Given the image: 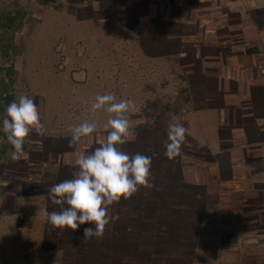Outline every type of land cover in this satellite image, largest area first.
I'll return each instance as SVG.
<instances>
[{"label":"crops","instance_id":"crops-1","mask_svg":"<svg viewBox=\"0 0 264 264\" xmlns=\"http://www.w3.org/2000/svg\"><path fill=\"white\" fill-rule=\"evenodd\" d=\"M150 7L153 17L146 18ZM183 8L188 9L182 20L174 17L168 31L159 30L165 27L161 14ZM0 21V85L10 93L9 100H0V179L12 180L0 187V228L16 219L20 231L38 211L45 221L46 212L60 210L51 204L48 188L73 179L79 155L106 139L111 129L105 125L115 114L91 106L97 95L114 94L117 102L135 104L124 114L130 135L121 147L129 155L152 158L154 187L141 186L131 198H121L110 206L113 215L139 220L144 228V220L177 217L175 206L191 222L210 217L239 224L205 228L201 235H264V0H233L229 8L223 0H0ZM140 26L154 28L149 40L137 33ZM105 28L110 33L100 34ZM145 75L180 77L161 88L158 78L145 84ZM22 95L37 104L45 135L30 133L26 155L13 161L3 119L7 106ZM210 111L216 116L211 120ZM84 122L95 123L94 133L69 147L71 129ZM170 123L186 128L182 155L172 161L165 156ZM195 138L202 141L192 146L188 141ZM191 154L207 157L198 165ZM195 172L200 179L193 185ZM207 191L215 194L207 197ZM244 203L248 206L241 212ZM241 219L254 221L243 226ZM40 221L34 224L38 229L43 224L46 234L48 227ZM124 228L121 224L118 230ZM128 231L137 234V226ZM241 245L229 242L225 250ZM220 250L209 248L211 262L222 258ZM260 257L264 264V253Z\"/></svg>","mask_w":264,"mask_h":264},{"label":"clouds","instance_id":"clouds-1","mask_svg":"<svg viewBox=\"0 0 264 264\" xmlns=\"http://www.w3.org/2000/svg\"><path fill=\"white\" fill-rule=\"evenodd\" d=\"M134 107L132 100L117 102L114 94L97 95L96 102L91 106L92 111L104 109L115 114L109 117L105 125L106 129L111 130L93 151L79 155L76 161L78 170L74 172L73 179L48 188L51 204L59 206L60 210L46 212V218L61 233L64 229L75 232L81 225L89 223L93 227L83 229L82 243L93 238L103 239L106 226L119 220L118 214L111 213L110 206L119 203L121 198H131L141 186L154 187L150 182L152 158L140 153L129 155L121 147L130 135V123L124 114ZM95 129V123L88 122L73 127L69 147H73L82 137L90 136ZM3 131L13 148L11 159L19 161L26 155L24 145L30 133L45 135V126L34 99L22 95L18 103L12 102L7 106ZM185 139L186 128L182 124L168 125L165 156L170 161L181 157ZM11 183V179H0V187L7 188Z\"/></svg>","mask_w":264,"mask_h":264},{"label":"trees","instance_id":"trees-1","mask_svg":"<svg viewBox=\"0 0 264 264\" xmlns=\"http://www.w3.org/2000/svg\"><path fill=\"white\" fill-rule=\"evenodd\" d=\"M151 3H148L147 5H150ZM133 9H135V6H133ZM188 8H183L179 11L176 12H172L169 13L168 10L165 11V13L160 15V18L163 19L162 22L164 24L165 27H160V31L165 32L166 30L168 31V27L166 26L167 23H171L173 24L172 21H174V17H178V20H182L184 17V13L185 10H187ZM148 11V10H147ZM163 10H161L162 13ZM149 16H147L146 18H152L153 17V11L151 9V7L149 8ZM145 18V19H146ZM166 19V20H165ZM141 28H136L137 33L138 34H142L145 38H147V40H149V37L152 35L153 33V29H151V27H146V26H140ZM192 33H194V28L191 30ZM127 34H130L131 32H125ZM196 33V32H195ZM9 95L8 94L7 98L4 99L5 101L9 100ZM191 157H195L194 158V163L195 164H202L203 161L206 159L207 156H195L193 154H191ZM195 167V166H194ZM219 173V172H218ZM199 172L198 173H194L195 176H192L194 178V181L192 182L193 185H196L195 182L199 181L200 178H196L197 176H199ZM219 177H223L224 179H229L228 176L226 174H216V176ZM213 191V190H212ZM214 192H209L207 191L205 193V195L208 197L210 195H214ZM245 206L241 207V212L245 211L248 203H244ZM66 206V205H65ZM231 207V204L229 206H227L226 208H224L225 210H227V208ZM180 208H177L174 206L173 210L177 211V214L174 212V215L177 216L175 218H170V219H148V220H144V224H148L147 227H142L141 225L138 226V222L139 220H135V219H127V220H118L117 222H115V228L114 230H112L110 232L109 236L107 237L109 246H111V252L108 256V252L104 250L99 251L98 248H96L94 245L91 244V242H87V243H82V239H83V234L82 237H78L76 239H69L67 237H57L56 242H58V239L60 241V247L58 250V254L61 257H72V258H79V259H83L84 260V264H120L119 262H116V260H121L123 258V255L121 254L122 252H127L130 251L131 249L135 250L136 254L135 257L133 258H129L128 262L130 263H135V264H140V261L142 260V258L146 257V258H153L154 254L153 251H167V252H171L172 250L174 251H179V252H183V248H182V243L185 241L191 242V248H189V250H191L190 252L192 253L191 257H184L183 254L181 253L180 256L178 258H180L179 264H207L206 263V259L202 260V256L204 257V254L206 250H200L199 246L201 245L200 243H205V244H210L209 248L212 249L214 247H219L223 244V238L227 237L229 238H235L236 241H228L229 242H233V244L235 245L236 242L238 241V243H241V247L237 248L235 247L234 250L232 251L231 254H222V258L220 260H218V263L223 262V263H230L231 262H236L238 260L239 263L241 264H252L253 260L256 259L258 261V263L260 262V264H262V261L258 259L259 256H261V254L263 253V248H264V242H262L264 240V235H225V234H217V235H201V233H203L204 229L206 228L208 232L210 231H216V230H222L219 227H234L236 228L239 224L235 223L234 218H230V219H219V218H211V221L213 222H209V220L203 222L201 220V222L199 223L198 221H193L189 219V218H185L184 214L181 210H179ZM231 212L233 211V209H230ZM235 212V211H234ZM203 213V212H202ZM222 213V212H220ZM204 214V213H203ZM183 215V216H182ZM212 215V213H211ZM182 216V217H181ZM19 220L21 217H18ZM22 221V220H21ZM46 227L50 226V224L48 223V220L46 219ZM199 223V224H197ZM239 223V222H238ZM121 224L127 225V229H119V226ZM197 224V225H196ZM85 228L86 227H93L90 226L89 223H85ZM190 225L192 227V229H190ZM243 225V224H242ZM246 225V224H244ZM83 226V225H81ZM136 226H137V231H136ZM52 228V227H51ZM133 228V229H131ZM219 228V229H217ZM247 229V228H246ZM69 231V233H71L70 229H66ZM128 230H133L136 231V233L131 234V232H129ZM186 230V231H184ZM223 230H225V228H223ZM106 231V230H105ZM143 231V233H141ZM177 232V233H173V234H169L168 232ZM190 232V233H189ZM64 233V232H63ZM132 235H134L132 237ZM105 236V235H104ZM185 236L188 238V240H185ZM208 236H213V240L211 243H209L208 240ZM122 237V238H119ZM190 237V238H189ZM119 239V240H118ZM241 239L242 242H239ZM244 240H246L244 242ZM226 241H224L225 243ZM254 243V244H252ZM106 244V245H107ZM100 245H102V243H100ZM170 245H173L175 248H171ZM70 248H67V247ZM87 246L90 248L88 249ZM243 246H245V248L241 249ZM93 247V249H92ZM252 247V248H251ZM256 247V249H254ZM262 247V248H259ZM65 251H67V253H65ZM80 253L77 256V253ZM222 253V252H221ZM189 254V253H188ZM255 254H258V256H254ZM151 255V256H150ZM105 257L112 259L108 260L107 259V263H105ZM125 257V256H124ZM167 257V256H166ZM170 259H175L173 256H169ZM155 259V258H154ZM154 259H151V261L155 264H160L162 263V261L158 260L155 261ZM167 259V258H166ZM110 261V263H109ZM89 262V263H88ZM171 261L169 260L168 264H170ZM217 263V264H218ZM122 264H126L124 262H122ZM209 264H215L213 262H210Z\"/></svg>","mask_w":264,"mask_h":264},{"label":"rangeland","instance_id":"rangeland-1","mask_svg":"<svg viewBox=\"0 0 264 264\" xmlns=\"http://www.w3.org/2000/svg\"><path fill=\"white\" fill-rule=\"evenodd\" d=\"M223 2H224V4H228V8L231 7L233 4V0H223ZM229 11L231 12V9ZM56 33H58V32L57 31L52 32V34H54V37H55ZM99 33L103 35V34H107L110 32H109V29L105 28V29L99 30ZM181 34L187 35L188 32H185L184 29H181ZM179 44L180 43L176 44V49L180 50L181 47ZM47 51L49 53V58L51 61L52 56H51L50 50L48 49ZM44 57L46 58V55H44ZM47 71H48V69H47ZM178 77H180V76H174L175 79L179 80ZM156 78H158L159 82H161V84H160L161 88H163L164 83H167L165 86V87H167L168 85H170L169 82L171 83V81L174 80V78L166 79L163 77V75H156ZM156 78L151 80V79H149V76L145 75L144 76L145 84L148 83L149 81L150 82L152 81V83L155 82ZM149 84H151V83H149ZM180 94H182V92ZM175 114L178 115L181 113L178 111H175ZM208 115H209L208 116L209 120H211V118L216 117L215 113L211 112V111L208 113ZM180 122H184V120H181ZM207 134H209V133H207ZM207 134H204L201 137L206 138ZM207 137H209V136H207ZM210 140H211L210 138H207L208 142ZM201 141H202L201 139L199 140L198 138L197 139L195 138V139L190 140L188 142H190V144L193 146L194 143L200 144ZM198 150H199V147H198ZM32 206H34L33 203H32ZM227 212H225V213H227ZM31 213H32V215H35V208L31 211ZM42 219H43L42 213L38 211V214L35 217V219L31 220L32 221L31 225L26 224V223H22V226H20V228H21L20 231H16V225H17L16 219L10 220L11 222L9 224H7L6 227L0 228V264H84V260L79 259L77 257L74 259L72 257H64L63 258V257L59 256L58 250H60L59 248L62 246H60L59 239H58V242H56V240H57V237L60 238V237H64V236L69 238V239H76L79 236L82 237L83 229L85 228V225L80 226L79 229L75 232H73L71 230V233H69V231L66 229L63 230L64 233L63 232L61 233L60 229H56L50 225V226H47L48 227L47 233L43 234L41 229L44 228L43 227L44 225L42 224V227L38 229L36 227L37 223L34 224V221L41 220L45 223V227H46L47 222H45L46 220L44 221ZM234 221L236 222V220H234ZM252 221H254V220H247V219L242 220L241 219L240 224L242 225L243 223L252 222ZM27 222H29V221L27 220ZM209 222H213V221H211L210 217H209ZM0 226H2V223L0 224ZM90 226H92V225L90 224ZM243 226H247V224L243 225ZM105 230L110 231L109 229H105ZM40 232H41V234H40ZM15 234H17V235L14 236ZM109 235L110 234H105L104 238L100 239V240L93 238L89 242H91V244L94 245L96 248H98L99 251H101V252H102V250L105 249V251L108 252V256H109V254L111 252V249H110L111 246H109V244H107L108 240L106 237ZM133 236L134 235H132V237ZM119 238H122V237H119ZM185 240H188V238L186 236H185ZM208 240H209V243H211L213 240V236H208ZM223 240L226 241L225 243L223 241V244L221 245L224 254H226V255L231 254L232 250L226 251L228 249L227 248L228 245H227V247L225 245H226V243L228 244V241L234 242V241H236V239L230 238V236H229V238L224 237ZM239 240H240L239 242H242L241 239H239ZM42 241L44 242V244L40 245ZM245 241L246 240H244V242ZM262 242H264V240ZM100 243H102V245H100ZM237 243H238V241H237ZM200 244L201 245L199 246V249L200 250H206L204 253L206 255H204V257L202 256V260L206 259L207 264H209L211 262L210 257L213 256L212 252L209 251V245L210 244H208V246L205 243H203V244L200 243ZM181 245L183 248V252L174 251V250H172L171 252L160 251V250L153 251L154 254H151V255H154V257L153 258H146V257L144 258L143 257L142 260L140 261V264H155L151 261V259H154V258H155L154 259L155 261H158V260L162 261V263H160V264H168L169 260L171 261L170 264H179L180 258H178V257L180 256L181 253L183 254L184 257L186 256L188 258H190L192 255V253L190 252L191 250H189V248H191L190 247L191 242H189V240L183 242ZM65 247H67V246H65ZM170 247L175 248L173 245H170ZM67 248H70V247H67ZM87 248L90 249L88 246H87ZM218 248H220V246ZM92 249H93V247H92ZM222 250H220V252H222ZM223 252H222V254H223ZM65 253H67V251H65ZM263 253H264V251H263ZM79 254L80 253L78 252L77 256ZM121 254L123 255L122 261L116 260V262H119L120 264H122V262H124L126 264H135V263H130L133 261L128 262L129 258L135 257V254H136L135 250L131 249L130 251L122 252ZM255 255L257 256V254H255ZM169 256H173L175 259H170ZM107 259L112 261V259L105 257V260H104L105 263H107ZM258 259L262 261V257L259 256ZM253 262L258 263V261L256 259H254ZM109 263H110V261H109ZM230 263L231 264H241L238 262V260L236 262L230 261ZM219 264H221V263H219ZM258 264H260V262Z\"/></svg>","mask_w":264,"mask_h":264},{"label":"built area","instance_id":"built-area-1","mask_svg":"<svg viewBox=\"0 0 264 264\" xmlns=\"http://www.w3.org/2000/svg\"><path fill=\"white\" fill-rule=\"evenodd\" d=\"M2 25H3V24H2V22L0 21V29H1ZM60 60H61V62H64V61H65V59H64L63 57H61ZM7 96H8V92H7V90H4V89L2 88V86L0 85V100H4V99H6Z\"/></svg>","mask_w":264,"mask_h":264}]
</instances>
